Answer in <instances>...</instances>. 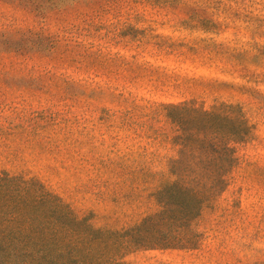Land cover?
<instances>
[{
	"label": "rangeland",
	"instance_id": "obj_1",
	"mask_svg": "<svg viewBox=\"0 0 264 264\" xmlns=\"http://www.w3.org/2000/svg\"><path fill=\"white\" fill-rule=\"evenodd\" d=\"M184 101L252 126L195 247L76 264H264V0H0V173L37 176L96 227L160 209L166 104Z\"/></svg>",
	"mask_w": 264,
	"mask_h": 264
},
{
	"label": "trees",
	"instance_id": "obj_2",
	"mask_svg": "<svg viewBox=\"0 0 264 264\" xmlns=\"http://www.w3.org/2000/svg\"><path fill=\"white\" fill-rule=\"evenodd\" d=\"M166 109L176 126L177 156L170 161L172 178L156 193L157 212L126 229L96 227L37 176L3 171L0 261L99 263L138 249L194 248L199 237L195 221L229 186L238 164L236 145L248 139L252 126L235 104L206 109L184 101Z\"/></svg>",
	"mask_w": 264,
	"mask_h": 264
}]
</instances>
